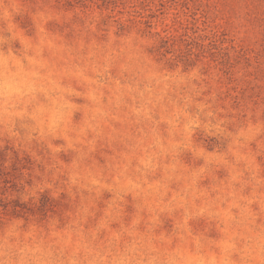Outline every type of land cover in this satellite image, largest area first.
I'll return each instance as SVG.
<instances>
[{
  "label": "rangeland",
  "instance_id": "1",
  "mask_svg": "<svg viewBox=\"0 0 264 264\" xmlns=\"http://www.w3.org/2000/svg\"><path fill=\"white\" fill-rule=\"evenodd\" d=\"M0 264H264V0H0Z\"/></svg>",
  "mask_w": 264,
  "mask_h": 264
}]
</instances>
